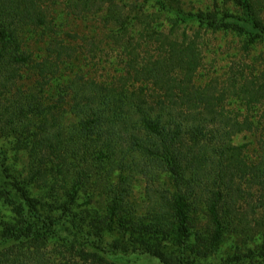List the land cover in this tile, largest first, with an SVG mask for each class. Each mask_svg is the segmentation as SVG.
<instances>
[{
  "label": "trees",
  "instance_id": "16d2710c",
  "mask_svg": "<svg viewBox=\"0 0 264 264\" xmlns=\"http://www.w3.org/2000/svg\"><path fill=\"white\" fill-rule=\"evenodd\" d=\"M180 2L0 0V264H264V54L201 72L264 19Z\"/></svg>",
  "mask_w": 264,
  "mask_h": 264
},
{
  "label": "rangeland",
  "instance_id": "374dc122",
  "mask_svg": "<svg viewBox=\"0 0 264 264\" xmlns=\"http://www.w3.org/2000/svg\"><path fill=\"white\" fill-rule=\"evenodd\" d=\"M222 0H220L221 2ZM213 0H181L180 5L181 9L185 12H197L198 10L206 9L212 4ZM128 4V3H127ZM255 7L260 11V15L264 19V0H256ZM94 9V8H93ZM152 13V16H156L163 20V26L165 29L171 27V24L166 22L165 18L167 17L164 14L155 13L152 11L153 8H149ZM159 20V19H158ZM79 24L80 29L84 27H92L99 26V20L96 15L90 16L87 20H80L77 22ZM185 25H181L178 29V33L181 32L182 27ZM189 31L196 29V26L188 25ZM202 48H203V64L204 68L201 70L203 75H206V72L212 71L216 72V74L226 77L229 73L234 72L235 70H239L241 68L249 67H258L260 65L259 57L261 54H264V43L257 44L255 47H251L249 49H244L241 45V41L234 35L229 33L222 34L221 32L204 34L202 40ZM201 43V44H202ZM89 58L91 53H88ZM115 55V51L113 52L111 49H105L100 54L93 55L95 57V61L97 58L104 60L103 65L107 66L109 60L112 56ZM108 60V61H106ZM111 70L110 65H108V71ZM99 72V68H98ZM21 88V86H20ZM24 89L23 87L21 88ZM144 185L141 181L135 183L134 190L132 191V195L137 202L141 203V198L144 195ZM144 264H150V262L145 260H141ZM152 264V263H151Z\"/></svg>",
  "mask_w": 264,
  "mask_h": 264
}]
</instances>
